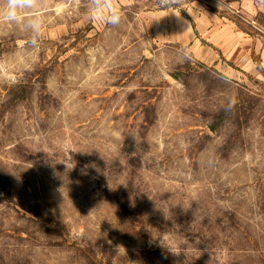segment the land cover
Instances as JSON below:
<instances>
[{
	"label": "rangeland",
	"instance_id": "rangeland-1",
	"mask_svg": "<svg viewBox=\"0 0 264 264\" xmlns=\"http://www.w3.org/2000/svg\"><path fill=\"white\" fill-rule=\"evenodd\" d=\"M114 3L0 19V264H264V0Z\"/></svg>",
	"mask_w": 264,
	"mask_h": 264
},
{
	"label": "clouds",
	"instance_id": "clouds-1",
	"mask_svg": "<svg viewBox=\"0 0 264 264\" xmlns=\"http://www.w3.org/2000/svg\"><path fill=\"white\" fill-rule=\"evenodd\" d=\"M39 0H0V19L9 24H23L32 34V45L38 46V38L41 35L43 22L36 15V6ZM91 5L90 19L102 22L109 26H118L122 20V13L115 5L114 0H87ZM187 58V57H185ZM233 101L226 106L230 110Z\"/></svg>",
	"mask_w": 264,
	"mask_h": 264
},
{
	"label": "built area",
	"instance_id": "built-area-1",
	"mask_svg": "<svg viewBox=\"0 0 264 264\" xmlns=\"http://www.w3.org/2000/svg\"><path fill=\"white\" fill-rule=\"evenodd\" d=\"M68 5L76 6L78 8L90 9L91 5L88 4L87 0H62Z\"/></svg>",
	"mask_w": 264,
	"mask_h": 264
}]
</instances>
